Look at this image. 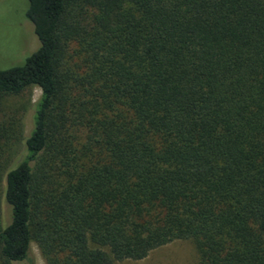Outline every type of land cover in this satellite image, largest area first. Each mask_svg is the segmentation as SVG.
<instances>
[{"label":"trees","instance_id":"obj_1","mask_svg":"<svg viewBox=\"0 0 264 264\" xmlns=\"http://www.w3.org/2000/svg\"><path fill=\"white\" fill-rule=\"evenodd\" d=\"M35 85L0 126V264H113L175 239L264 264V0H26Z\"/></svg>","mask_w":264,"mask_h":264},{"label":"rangeland","instance_id":"obj_2","mask_svg":"<svg viewBox=\"0 0 264 264\" xmlns=\"http://www.w3.org/2000/svg\"><path fill=\"white\" fill-rule=\"evenodd\" d=\"M26 0H0V69L20 64L38 46L31 24L24 17ZM39 96L35 85L18 93L0 94V126L20 125L22 137L32 125V105ZM34 264H45L34 242L30 243ZM113 264H201L193 242L175 239L151 249L139 260L124 259Z\"/></svg>","mask_w":264,"mask_h":264}]
</instances>
